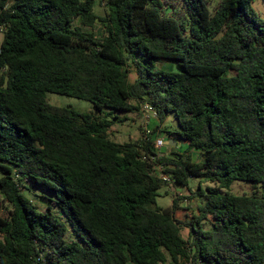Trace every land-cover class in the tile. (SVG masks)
Returning <instances> with one entry per match:
<instances>
[{
	"label": "trees",
	"instance_id": "obj_1",
	"mask_svg": "<svg viewBox=\"0 0 264 264\" xmlns=\"http://www.w3.org/2000/svg\"><path fill=\"white\" fill-rule=\"evenodd\" d=\"M253 1L102 0L101 16L96 0H0V264H264V193L229 192L234 181L264 185V20ZM49 93L92 111L51 106ZM144 103L150 136L112 140L125 118L109 113ZM166 114L185 148L159 162L173 185L200 182L161 209L166 183L143 157ZM181 199L201 201L182 221Z\"/></svg>",
	"mask_w": 264,
	"mask_h": 264
},
{
	"label": "rangeland",
	"instance_id": "obj_2",
	"mask_svg": "<svg viewBox=\"0 0 264 264\" xmlns=\"http://www.w3.org/2000/svg\"><path fill=\"white\" fill-rule=\"evenodd\" d=\"M102 0H96V6L94 7V11L98 15H103L105 7L104 3H100ZM218 0H212L213 4H215ZM251 9L259 16L260 19L264 20V2L261 0H254L251 3ZM78 24V22L76 23ZM85 31L89 30V27H83L81 26ZM98 27V26H97ZM1 41V36H0ZM170 69H173V67H170ZM130 79L132 77L130 76ZM46 100L48 104L54 107H67L71 108L73 110H76L81 113H89L92 111V106L89 102L84 100L75 99L72 97H67L63 95H57V94H47ZM108 110H104L101 114L102 117H105V114L108 113ZM117 116L119 118H125L121 122H115L113 126L110 128L109 136L112 140L123 143V142H132L140 139L143 133V128L141 126V120H140V111L135 112H128V113H116V112H110L108 117H114ZM152 120V119H151ZM177 129V124L175 121V118L172 114H166L164 118V122L162 123V130L164 132L161 134V138L164 142H167L169 140H172L176 143L174 147H171L169 144L163 145V147L160 149L162 154H168L171 149H173L175 152H180L185 148V143H183L181 140L175 139L173 136H168L167 132L175 131ZM200 182V179L198 178H190L187 182V187L179 186V185H173L171 183H167L163 186H161L159 190V195L156 198L155 205L158 208L165 209L171 206L172 199L181 197V196H188L190 190H195L198 186V183ZM205 184H201V187L203 188ZM42 188L36 187V189H33L31 192L35 195H39ZM43 191V190H42ZM229 192L234 195H261L264 193V185L258 183V184H252L250 182L246 181H234L230 188ZM46 196H48L47 192H44ZM29 200H31L34 204L37 206H43L44 204H47V201L40 198V197H34L31 193L25 192L24 194ZM181 203L183 209H180L177 213V220L182 221L185 216H191L193 213L197 212L198 206L201 204L200 200L197 199H181ZM4 212L3 208L0 205V215H2ZM181 235L184 239L187 237V231L185 229H181ZM66 239L70 240L72 236L67 233Z\"/></svg>",
	"mask_w": 264,
	"mask_h": 264
},
{
	"label": "built area",
	"instance_id": "obj_3",
	"mask_svg": "<svg viewBox=\"0 0 264 264\" xmlns=\"http://www.w3.org/2000/svg\"><path fill=\"white\" fill-rule=\"evenodd\" d=\"M139 111L141 126L143 128V133L140 138L146 140L151 134L149 125L151 119L155 117V112L150 105L145 103L141 104ZM163 145H165L163 139L160 136L155 137L153 139V148L155 150V155L148 158L143 157V159L147 160L151 164L153 170L157 173L158 177L167 184L171 183L170 175L165 171L167 169L166 166L163 163L159 162V159L163 156L160 150Z\"/></svg>",
	"mask_w": 264,
	"mask_h": 264
},
{
	"label": "crops",
	"instance_id": "obj_4",
	"mask_svg": "<svg viewBox=\"0 0 264 264\" xmlns=\"http://www.w3.org/2000/svg\"><path fill=\"white\" fill-rule=\"evenodd\" d=\"M150 123H154V124H156V121L152 119V120L150 121ZM112 126H113V125H112ZM112 126H111V127H112ZM109 133H110V132H109ZM169 142H170V146H171V147H174V146L176 145V143H172L171 141H169Z\"/></svg>",
	"mask_w": 264,
	"mask_h": 264
},
{
	"label": "water",
	"instance_id": "obj_5",
	"mask_svg": "<svg viewBox=\"0 0 264 264\" xmlns=\"http://www.w3.org/2000/svg\"><path fill=\"white\" fill-rule=\"evenodd\" d=\"M173 143V142H172ZM165 144H169L170 145V142L169 141H167V142H165Z\"/></svg>",
	"mask_w": 264,
	"mask_h": 264
}]
</instances>
